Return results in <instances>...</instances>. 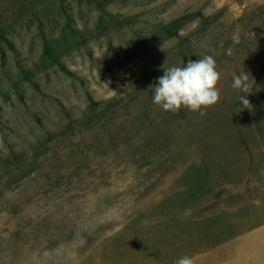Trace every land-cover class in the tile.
I'll return each instance as SVG.
<instances>
[{
	"label": "rangeland",
	"instance_id": "1",
	"mask_svg": "<svg viewBox=\"0 0 264 264\" xmlns=\"http://www.w3.org/2000/svg\"><path fill=\"white\" fill-rule=\"evenodd\" d=\"M0 28V264L174 263L200 219L264 196V0H0ZM206 55L215 106L153 103L164 69Z\"/></svg>",
	"mask_w": 264,
	"mask_h": 264
},
{
	"label": "crops",
	"instance_id": "2",
	"mask_svg": "<svg viewBox=\"0 0 264 264\" xmlns=\"http://www.w3.org/2000/svg\"><path fill=\"white\" fill-rule=\"evenodd\" d=\"M263 209L261 196L200 219L207 234L200 251L191 252L193 264H264Z\"/></svg>",
	"mask_w": 264,
	"mask_h": 264
},
{
	"label": "clouds",
	"instance_id": "3",
	"mask_svg": "<svg viewBox=\"0 0 264 264\" xmlns=\"http://www.w3.org/2000/svg\"><path fill=\"white\" fill-rule=\"evenodd\" d=\"M226 55L231 56L229 48ZM217 62L211 55L198 60L189 59L182 67H170L163 70V75L157 78L153 89V103L165 112L177 113L182 106L191 112H198L201 116L206 114L208 108L215 106L221 100L218 82L221 74L217 70ZM249 74L242 72L232 73V88L239 91V101L243 109H251L252 105L246 98L249 94ZM175 264H193L192 258L185 255Z\"/></svg>",
	"mask_w": 264,
	"mask_h": 264
},
{
	"label": "trees",
	"instance_id": "4",
	"mask_svg": "<svg viewBox=\"0 0 264 264\" xmlns=\"http://www.w3.org/2000/svg\"><path fill=\"white\" fill-rule=\"evenodd\" d=\"M172 23H159V32L160 34L167 38V39H170V38H173V37H176L180 40H184L185 37L179 35L177 33V31L174 29V27L171 25ZM1 42L3 43H6L10 48H12V44L11 42L9 41V39H7L3 33H2V30L0 28V44ZM43 54L46 58H48L49 60H51L52 62L54 63H57L60 65V67L62 68V70L66 71V69L64 68V66L59 62L58 60V57L57 55L55 54V50H52V47H51V44L48 43L47 41L44 43V49H43ZM29 78V77H28ZM29 82L32 84V86L36 89V90H39V85L37 84V82L33 81L32 79H29ZM13 158L15 159L16 162H19V159L17 158V154H13L12 155Z\"/></svg>",
	"mask_w": 264,
	"mask_h": 264
}]
</instances>
